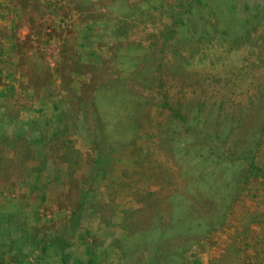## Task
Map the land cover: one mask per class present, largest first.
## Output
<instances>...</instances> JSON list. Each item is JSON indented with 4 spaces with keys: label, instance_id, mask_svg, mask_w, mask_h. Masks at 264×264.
Returning <instances> with one entry per match:
<instances>
[{
    "label": "rangeland",
    "instance_id": "374dc122",
    "mask_svg": "<svg viewBox=\"0 0 264 264\" xmlns=\"http://www.w3.org/2000/svg\"><path fill=\"white\" fill-rule=\"evenodd\" d=\"M180 1L0 0V264H264V0Z\"/></svg>",
    "mask_w": 264,
    "mask_h": 264
},
{
    "label": "trees",
    "instance_id": "16d2710c",
    "mask_svg": "<svg viewBox=\"0 0 264 264\" xmlns=\"http://www.w3.org/2000/svg\"><path fill=\"white\" fill-rule=\"evenodd\" d=\"M18 1L21 2L23 0H18ZM36 1H39V0H35V2ZM183 1H180V2H183V3L180 4L179 10L174 13V17H173V20H174L173 24L175 26H177V27L184 26L186 20L189 21V15L192 13L191 10H193L194 7H196L197 5L198 6H202L204 4L203 3L204 0H183ZM38 5H39V2H38ZM19 9L21 10V13L23 14V13H25L27 8H26V6H22V7H19ZM171 37H172V34H171ZM28 75H29V77H28V79H29L28 87L29 88H34V92H36V94H41L42 93L43 95L42 96L40 95V96L42 98H44V100H42L43 102L45 100L53 97L54 89H53V86H52L53 82H52L51 76L48 79L46 78L47 79L46 80L47 81L46 84L40 83V84L36 85V83H37V80L35 79L36 77L34 75H31V76H30V74H28ZM40 80H42V77L40 78ZM127 95H129V93L127 91H123V97H121V98L124 99V96H127ZM117 100H118V103H119V97H117ZM16 101L22 107H23V104L26 102V100L22 101L19 98ZM31 103L32 102H30L29 104H31ZM105 113H107V115L110 117L109 121L117 120L115 117L112 118L110 116L109 112H105L104 111L103 114L105 115ZM119 113L120 112H118L117 114L119 115ZM179 117L182 119V122L185 125L184 127H186L187 130H190L192 128L191 127L192 124H190V122H189V117L187 118V116H183L182 113H180ZM121 126L118 125V126H114L113 128L110 127V130L107 129L106 131L109 130L108 137L109 136L118 137L119 136L118 132H119V130L122 129ZM105 127L109 128L108 125L105 126ZM120 127H121V129H120ZM187 130H185V131H187ZM22 147H24L28 152H31L32 148L35 147V143L33 142L31 144V142L25 141V144ZM245 152H246V154L242 153L243 154V156L241 155L242 157L239 156V155H237V156H234L233 154H231V155H233L234 157H237V158H234V161L238 160V161H242L244 164H247L248 165V168H247L248 170L247 171L251 175L254 173L255 175L254 174L253 175L255 177L262 176L264 178V173L261 170V167L259 165H257V163L255 162L254 156L250 155L248 150H245ZM81 211H82V205L79 206L78 210L74 213L75 220H77V218H79V214L81 213ZM5 223H7V224H14L15 223L16 227H18L19 230H20L22 241L24 243H29L30 242V240H29V231L26 228V224L16 222L15 219L13 220V217H11V218H9L7 220H4V219H2L0 217V226L1 225H5ZM77 225H78V221L77 222L75 221V225L74 226L76 227ZM57 240H59V239H57ZM33 241H35L34 243L38 247V249H41L42 258H45V257L48 256L47 252H48L49 248H52V249H55V250L57 249L60 252L62 261L65 262L64 264H67V258L65 257L64 249H63L64 247H61L60 245H58V243H55L56 246H55V244L53 246L49 245L51 243H54L55 240H51V241L40 240L37 243H36V240H33Z\"/></svg>",
    "mask_w": 264,
    "mask_h": 264
},
{
    "label": "crops",
    "instance_id": "0c3cea01",
    "mask_svg": "<svg viewBox=\"0 0 264 264\" xmlns=\"http://www.w3.org/2000/svg\"><path fill=\"white\" fill-rule=\"evenodd\" d=\"M3 1V0H2ZM9 13V12H8ZM2 14V13H1ZM9 14H13V9H10V13Z\"/></svg>",
    "mask_w": 264,
    "mask_h": 264
}]
</instances>
